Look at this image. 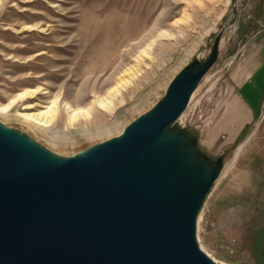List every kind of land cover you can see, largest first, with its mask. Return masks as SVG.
<instances>
[{"label": "rangeland", "instance_id": "rangeland-1", "mask_svg": "<svg viewBox=\"0 0 264 264\" xmlns=\"http://www.w3.org/2000/svg\"><path fill=\"white\" fill-rule=\"evenodd\" d=\"M231 16L229 0H0V106L15 100L10 119L0 116V131L54 163L109 143L166 104L173 78L206 63ZM234 26L183 113L146 156L171 168L168 186L213 181L196 241L214 264H264V93L252 120L249 106L258 100L251 86H261L233 56L227 40ZM39 87L48 93L16 99ZM96 97L106 106L68 119L63 102L85 109ZM25 103L36 104L32 112L56 103L46 134L15 119Z\"/></svg>", "mask_w": 264, "mask_h": 264}, {"label": "water", "instance_id": "water-1", "mask_svg": "<svg viewBox=\"0 0 264 264\" xmlns=\"http://www.w3.org/2000/svg\"><path fill=\"white\" fill-rule=\"evenodd\" d=\"M237 1L206 63L173 78L166 104L118 139L54 163L0 131V264H214L195 239L213 181L168 186L171 168L146 154L214 64Z\"/></svg>", "mask_w": 264, "mask_h": 264}, {"label": "crops", "instance_id": "crops-1", "mask_svg": "<svg viewBox=\"0 0 264 264\" xmlns=\"http://www.w3.org/2000/svg\"><path fill=\"white\" fill-rule=\"evenodd\" d=\"M237 6L238 21L228 35L227 42L233 47V56L238 57V66L250 68L248 76L254 77V84L261 86V92L259 88L256 90V87L254 89L251 86L250 96L258 100L249 106V114L253 120L264 93V0H238Z\"/></svg>", "mask_w": 264, "mask_h": 264}, {"label": "bare ground", "instance_id": "bare-ground-1", "mask_svg": "<svg viewBox=\"0 0 264 264\" xmlns=\"http://www.w3.org/2000/svg\"><path fill=\"white\" fill-rule=\"evenodd\" d=\"M230 2V0H229ZM201 42V41H200ZM195 48V47H194ZM193 52V51H192ZM43 53V52H42ZM188 58V57H187ZM182 65V64H181ZM177 70V69H176ZM175 73V72H174ZM172 81V80H171ZM170 81V82H171ZM212 81V80H211ZM170 82L168 84V87L170 85ZM168 89V88H167ZM48 91L44 88H34V89H28L25 90L21 93H19L16 97V99H25V98H33L36 95H44L47 94ZM81 96V94L77 95V100L78 98ZM104 100V99H103ZM102 99H100L99 97H96L95 100L85 109L79 108L77 106V104L75 105L74 103H69V102H63V107L65 109V111L68 114V119L69 120H74L76 119L78 116L80 115H87L88 112H90V108H93L94 106H98V107H105L106 104H104V101ZM15 100L11 101L9 105L6 106H0V116L5 118V119H10V115L11 113L9 111H7V109H9L10 107L13 106ZM78 102V101H77ZM53 105H56V103H54ZM52 106H48L46 109L42 110V111H29L31 109H33L36 104H31V103H25V105L23 106L22 109H24V111H18L17 113H12L16 118V120L20 121L21 123H23L29 130H31L33 133L35 134H39V133H47L49 131V121L51 119H53V117H51V114L55 112H53L54 108ZM56 107V106H55ZM53 108V110H52ZM236 111H233L234 117H239L240 111H238L236 108H234ZM89 114V113H88ZM235 118V119H236ZM180 119V118H179ZM178 120V119H177ZM176 120V121H177ZM175 121V122H176ZM174 122H172L171 124H169L164 132L162 133L164 135V133L171 127V125ZM54 129V128H53ZM55 131V130H54ZM251 134V133H250ZM250 134L246 137V139H244L236 148V150L234 151L233 157L230 160V162L226 165L225 168H223L220 172L218 177L215 179V181L217 182L220 178H222V176L226 173L228 167L237 159L238 155L240 154L243 146L248 142V140L250 139ZM56 133L53 134V137H56ZM109 135V134H108ZM122 134H119L116 138L118 139L119 137H121ZM46 136V135H45ZM49 158V157H48ZM201 215L197 213L196 215V221H195V226L198 225L199 219H200ZM195 239H196V227H195ZM198 244V243H197ZM198 249L199 251L204 253V248L203 246H199L198 244Z\"/></svg>", "mask_w": 264, "mask_h": 264}]
</instances>
